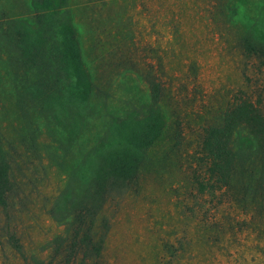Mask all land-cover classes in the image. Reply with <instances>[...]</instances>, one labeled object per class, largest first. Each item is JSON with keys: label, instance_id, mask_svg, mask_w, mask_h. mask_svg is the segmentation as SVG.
Here are the masks:
<instances>
[{"label": "rangeland", "instance_id": "obj_1", "mask_svg": "<svg viewBox=\"0 0 264 264\" xmlns=\"http://www.w3.org/2000/svg\"><path fill=\"white\" fill-rule=\"evenodd\" d=\"M31 2L0 0V19L28 22ZM67 4L97 86L93 111L147 101L149 83L159 82L166 116L179 120L180 148L164 159L155 150L130 188L107 197L92 225L94 242L102 240L98 253L71 250L69 233L49 208L103 121L88 123L75 158L58 152L61 164L48 155L45 129L34 142L23 141L10 53L0 48V137L17 159L15 187L0 205V264H81L84 256V264H264V191L246 194L236 184L212 190L195 154L200 133L236 98L264 109V58L243 41L264 0Z\"/></svg>", "mask_w": 264, "mask_h": 264}, {"label": "trees", "instance_id": "obj_2", "mask_svg": "<svg viewBox=\"0 0 264 264\" xmlns=\"http://www.w3.org/2000/svg\"><path fill=\"white\" fill-rule=\"evenodd\" d=\"M28 9L32 13L28 22L19 17L0 19V48L10 53L13 97L26 131L21 138L32 142L45 129L50 140L48 155L61 164L58 152L64 157L76 155L88 123L103 121L95 141L80 151L79 160L70 163L65 185L49 208V214L69 233L71 250L82 255L88 250L98 253L102 240L94 242L92 225L105 200L130 188L155 150L163 159L178 152L179 120L166 116L161 85L156 81L149 83L147 101L129 102L122 111L104 115L93 111L97 86L84 65L67 0H33ZM253 21L245 28V49L264 58V5ZM198 139L195 154L206 166L208 180L205 184L197 180L201 186L215 190L236 184L246 194H263L264 109L258 103L236 98ZM15 152L0 137L3 207L15 187Z\"/></svg>", "mask_w": 264, "mask_h": 264}]
</instances>
